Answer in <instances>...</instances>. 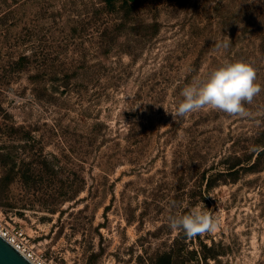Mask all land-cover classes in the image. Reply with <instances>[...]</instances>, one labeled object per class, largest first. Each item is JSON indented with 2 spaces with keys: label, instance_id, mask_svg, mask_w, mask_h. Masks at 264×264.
Returning a JSON list of instances; mask_svg holds the SVG:
<instances>
[{
  "label": "rangeland",
  "instance_id": "rangeland-1",
  "mask_svg": "<svg viewBox=\"0 0 264 264\" xmlns=\"http://www.w3.org/2000/svg\"><path fill=\"white\" fill-rule=\"evenodd\" d=\"M117 5L0 0L1 217L55 264H264V0ZM226 60L256 69L251 115L174 119ZM193 209L216 230L169 227Z\"/></svg>",
  "mask_w": 264,
  "mask_h": 264
},
{
  "label": "clouds",
  "instance_id": "clouds-1",
  "mask_svg": "<svg viewBox=\"0 0 264 264\" xmlns=\"http://www.w3.org/2000/svg\"><path fill=\"white\" fill-rule=\"evenodd\" d=\"M231 40L215 41L217 50L227 49ZM256 69L243 60L225 61L212 69L203 78L193 79L181 92V100L173 112L174 119L188 117L202 110H215L228 116L247 118L251 113L245 107L251 104L262 91L256 83ZM172 230L182 231L187 237H195L216 230L218 222L211 215L199 209H193L187 215H173L169 218ZM28 264H34L29 261Z\"/></svg>",
  "mask_w": 264,
  "mask_h": 264
},
{
  "label": "built area",
  "instance_id": "built-area-1",
  "mask_svg": "<svg viewBox=\"0 0 264 264\" xmlns=\"http://www.w3.org/2000/svg\"><path fill=\"white\" fill-rule=\"evenodd\" d=\"M0 208V234L7 239L17 250H19L29 261L34 264H55L48 261L42 254H38L30 243V238L25 230L16 224L6 222L2 217Z\"/></svg>",
  "mask_w": 264,
  "mask_h": 264
},
{
  "label": "trees",
  "instance_id": "trees-1",
  "mask_svg": "<svg viewBox=\"0 0 264 264\" xmlns=\"http://www.w3.org/2000/svg\"><path fill=\"white\" fill-rule=\"evenodd\" d=\"M19 1V0H18ZM105 3L107 4H117L119 3L118 8L120 10L122 9H131L132 5L136 2V0H104ZM31 62V56L28 55L27 53L25 52H22L20 55H19V63L24 67L26 68L27 66H29L28 64ZM132 130L129 129V134L132 135ZM264 145V144H263ZM262 145V146H263ZM257 151V155L258 153L261 152L262 149H260V147L256 148ZM53 158H57L56 155L53 156ZM90 158V157H89ZM255 159L254 160H250L249 161V167H254L255 166ZM236 165H233L231 166V168H234ZM172 252L169 251V252H164L162 254H158L157 257L158 260L157 261H153L152 264H179V260H174L173 257H172Z\"/></svg>",
  "mask_w": 264,
  "mask_h": 264
},
{
  "label": "water",
  "instance_id": "water-1",
  "mask_svg": "<svg viewBox=\"0 0 264 264\" xmlns=\"http://www.w3.org/2000/svg\"><path fill=\"white\" fill-rule=\"evenodd\" d=\"M29 260L0 234V264H28Z\"/></svg>",
  "mask_w": 264,
  "mask_h": 264
}]
</instances>
